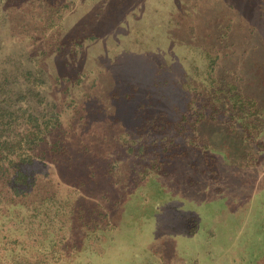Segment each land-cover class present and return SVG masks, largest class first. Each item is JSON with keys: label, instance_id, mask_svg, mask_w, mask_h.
Masks as SVG:
<instances>
[{"label": "trees", "instance_id": "1", "mask_svg": "<svg viewBox=\"0 0 264 264\" xmlns=\"http://www.w3.org/2000/svg\"><path fill=\"white\" fill-rule=\"evenodd\" d=\"M74 1L0 0V264H264L202 144L264 141V0Z\"/></svg>", "mask_w": 264, "mask_h": 264}, {"label": "rangeland", "instance_id": "2", "mask_svg": "<svg viewBox=\"0 0 264 264\" xmlns=\"http://www.w3.org/2000/svg\"><path fill=\"white\" fill-rule=\"evenodd\" d=\"M117 1L123 2V6H120L119 10L112 7ZM234 1L224 0L222 6L224 8L235 6L237 3ZM256 1L259 0H252V3ZM73 3H77L76 5H81V7L90 5V12L98 5L104 4V11L108 12L107 17L109 18L117 17L120 13L123 14V11L134 13L139 8V0H76ZM257 6H263V2L258 3ZM34 14H39V12ZM72 20L74 21L75 18ZM204 130L205 141L203 140L202 144L204 142L208 150L217 155V169L213 173V178L218 174V179L215 178L217 180L215 184L218 187L208 194H221V201L232 200L235 208L242 203L248 206L252 201V195L264 194V141L259 145L258 139L250 141L244 139L239 133H227L221 126L212 124H205ZM200 179L201 187L204 188V177L201 176ZM240 246V243L235 241L230 251H237L236 254L241 253L240 263L247 264V250L243 251ZM134 263L137 264L136 261ZM231 264L235 263L232 261Z\"/></svg>", "mask_w": 264, "mask_h": 264}]
</instances>
